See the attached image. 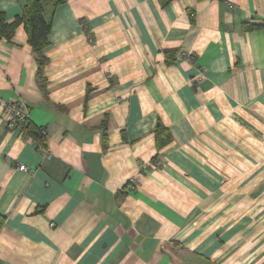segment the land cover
Instances as JSON below:
<instances>
[{
    "label": "crops",
    "instance_id": "1",
    "mask_svg": "<svg viewBox=\"0 0 264 264\" xmlns=\"http://www.w3.org/2000/svg\"><path fill=\"white\" fill-rule=\"evenodd\" d=\"M51 14L46 94L22 24L0 37V99L47 148L0 106V264H264V0Z\"/></svg>",
    "mask_w": 264,
    "mask_h": 264
},
{
    "label": "trees",
    "instance_id": "2",
    "mask_svg": "<svg viewBox=\"0 0 264 264\" xmlns=\"http://www.w3.org/2000/svg\"><path fill=\"white\" fill-rule=\"evenodd\" d=\"M65 0H26L23 12L16 17L13 22H7L4 15L0 13V37L10 40L13 36L17 25L22 24L27 36V43L30 45L32 54L37 63L36 77L38 85L42 93L46 94V78L44 69L48 64V57L45 50L50 43L49 33L51 28V13L54 7L63 3ZM171 0H159L162 6ZM244 29H252L254 24L246 23ZM261 27V26H259ZM166 60L172 59L176 54L175 50H165ZM24 134L32 139L38 149L47 150L45 146L46 133L43 128L33 125L27 118L21 125ZM155 138L158 147L167 143L169 140L168 130L161 124H157L155 128ZM4 223V216L0 214V229Z\"/></svg>",
    "mask_w": 264,
    "mask_h": 264
},
{
    "label": "built area",
    "instance_id": "3",
    "mask_svg": "<svg viewBox=\"0 0 264 264\" xmlns=\"http://www.w3.org/2000/svg\"><path fill=\"white\" fill-rule=\"evenodd\" d=\"M0 106H2L6 112L8 127L20 126L28 118L27 109L22 105L8 103L0 99ZM151 165L155 167L156 163H152ZM18 169L26 171V167L24 165H19ZM130 184H133V180H130Z\"/></svg>",
    "mask_w": 264,
    "mask_h": 264
}]
</instances>
